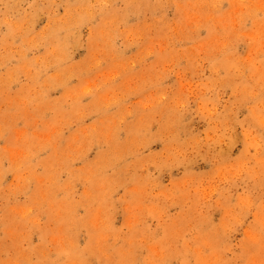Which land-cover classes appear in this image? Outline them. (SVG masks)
<instances>
[{"label": "rangeland", "instance_id": "obj_1", "mask_svg": "<svg viewBox=\"0 0 264 264\" xmlns=\"http://www.w3.org/2000/svg\"><path fill=\"white\" fill-rule=\"evenodd\" d=\"M0 264H264V0H0Z\"/></svg>", "mask_w": 264, "mask_h": 264}]
</instances>
